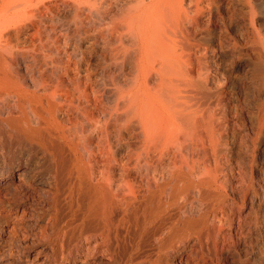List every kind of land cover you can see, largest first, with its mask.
Wrapping results in <instances>:
<instances>
[{"label": "bare ground", "instance_id": "6f19581e", "mask_svg": "<svg viewBox=\"0 0 264 264\" xmlns=\"http://www.w3.org/2000/svg\"><path fill=\"white\" fill-rule=\"evenodd\" d=\"M8 178L79 262L264 264V0H0Z\"/></svg>", "mask_w": 264, "mask_h": 264}, {"label": "rangeland", "instance_id": "374dc122", "mask_svg": "<svg viewBox=\"0 0 264 264\" xmlns=\"http://www.w3.org/2000/svg\"><path fill=\"white\" fill-rule=\"evenodd\" d=\"M60 7L63 9L62 14H68L67 7L63 5ZM36 184L31 181L22 183L10 178L0 184V264H110L106 258L98 256L79 262L78 253L74 247L75 241L71 238L69 240V235H65L63 231L58 234L57 227L48 220L44 187ZM233 242L236 244L237 240L234 239ZM240 246L239 252L232 250L226 264H246L242 242ZM189 251L192 252L189 253ZM184 252L180 257L179 255L174 258L169 257L166 264H218L216 257L204 258L205 256L199 255L193 248L189 247ZM139 260L143 263H139ZM126 263L155 264L145 256L141 258L133 256L130 261L127 259L121 261V264Z\"/></svg>", "mask_w": 264, "mask_h": 264}]
</instances>
